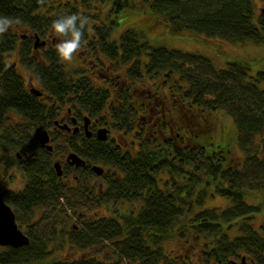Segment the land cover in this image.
Returning <instances> with one entry per match:
<instances>
[{
    "label": "trees",
    "instance_id": "1",
    "mask_svg": "<svg viewBox=\"0 0 264 264\" xmlns=\"http://www.w3.org/2000/svg\"><path fill=\"white\" fill-rule=\"evenodd\" d=\"M138 12L160 17L172 35L195 31L235 43H264V14L253 0H0V16L20 20L14 26L43 40L54 34L57 19L78 15L87 21L73 68L59 59L58 43L36 50L34 36L19 44L16 30L0 34V124L7 110L27 120L0 133L3 150L33 142L32 131L45 118V106L26 88L25 77L14 62H6L15 49L21 65L38 79L43 97L75 104L81 118L85 114L102 127L130 132L126 135L138 141L122 147L114 136L100 141L85 134L81 143L77 135L59 140L67 154L76 152L108 169L101 192L84 190L82 184L72 188L86 194L90 208L127 202L130 211L116 209L114 215L95 218L75 210L84 224L72 226L68 239L55 227L45 238L29 226L30 243L0 247V264H120L109 261L113 247L128 264H161L165 253L157 247L158 238L178 233L193 246L202 243L208 259L219 264L248 255L264 264V224L254 223L264 213V70L251 74V63L235 60L217 69L208 56L154 46L148 30L128 21ZM222 110L233 118L234 139L216 137L213 117ZM34 150L35 157L24 163L26 186L5 198L17 222H30L38 206L56 208L71 186L52 168L48 151ZM88 174L83 177L95 176L91 169ZM216 194L231 204L219 210L194 207ZM255 195L260 202L249 198ZM69 246L93 252L98 247L103 255L57 256Z\"/></svg>",
    "mask_w": 264,
    "mask_h": 264
},
{
    "label": "rangeland",
    "instance_id": "2",
    "mask_svg": "<svg viewBox=\"0 0 264 264\" xmlns=\"http://www.w3.org/2000/svg\"><path fill=\"white\" fill-rule=\"evenodd\" d=\"M255 9L258 13L264 14V0H253ZM146 13H140L138 14H129L128 21L131 24H136L138 26H142L146 30H148V39L149 42H151L154 46H164L168 49H179L182 51L192 52V53H199L205 56H208L211 60L214 66L217 69L224 68L227 66L228 62L231 61H244L251 63V74H255L257 71L264 70V43L257 44L252 41L247 42H239L235 43L228 39L217 37V36H207L206 34L195 32V31H184L180 35L170 34L168 30L167 23L162 20L160 17H154V16H146ZM148 15V14H147ZM124 19L122 20L121 24L123 23ZM117 29L122 30L121 28L123 25ZM13 30H16L17 33L20 35L27 34L29 37H33V34L27 30V28H20L16 26L10 27ZM54 34H48L44 36L43 38L46 39L49 43L53 44H59L61 38H56ZM20 38V37H19ZM34 38V37H33ZM19 44L21 43V39H19ZM80 57V56H78ZM7 62L12 63L14 62V66L16 67L17 71L21 73L26 79H27V87H37L41 88V85L39 81L31 75L30 71L20 63L19 59V52L17 50L10 53V55L7 57ZM71 68L74 66L76 67L77 62H71ZM90 63H87V66H89ZM112 66V65H110ZM124 72V71H123ZM117 73H119L117 71ZM122 79V76H121ZM167 91V90H166ZM167 98V97H166ZM168 101V100H167ZM11 117L7 119V116L3 123L0 124V133L5 130L4 128H10L14 125H16V120L21 121L20 116H18L15 112H12ZM221 117V119H219ZM215 121V134L218 139L226 137L228 139H234L236 136V130L234 127V122L232 116L227 114L225 110L218 111L216 113V116L213 117ZM34 137H35V131H32ZM111 133L113 136H116L118 139H120L123 142H132L136 146L138 144V141H133L135 139L134 135H126L129 134L122 130V132H117L113 129H111ZM120 134V135H119ZM224 136V137H223ZM56 145V151L55 153L57 156H60L64 161L67 155V152H65L62 149L63 144L55 143ZM235 147L238 148V145L236 143ZM16 150H9V151H2L5 153L8 157L11 155H15ZM65 152V153H64ZM238 155L242 152L237 149ZM14 176V185H12L13 188H19L21 183V179L24 180L25 175L22 174V172H16ZM168 177V174L167 176ZM103 178L100 176H93L90 179V183L95 185V190H97L100 186V183H102ZM74 186L71 185L68 191V197L60 198L58 205L56 208H47V209H41L36 208L35 212L33 214V217L31 218L30 222H22L19 221L18 224L25 232L31 226L34 233L41 235L45 238H51L53 236V229L54 227L57 228L60 232V235L65 236L67 239L70 236V230L72 225L76 226H83L84 221L83 219H80L74 211H80L85 210L87 215L89 217H101V216H111L114 215L115 211L118 210L120 213H128L130 211V205L125 203H120L116 205L115 203H102L99 206H93L90 208V201L86 199V194L83 195L81 192H78V190L72 189ZM78 195V196H77ZM256 197L249 198L253 201H258L256 198L260 199V196L255 195ZM263 198V197H262ZM69 199V200H68ZM249 199V200H250ZM231 204L230 199L225 198L224 196H221L219 194L216 195H208V198L204 201V203L195 204V208H215L217 207L220 209H224L228 205ZM198 205V206H197ZM219 210V209H218ZM254 223L257 227H259L261 224H264V213L257 216L254 219ZM180 233L176 234V236L171 234H164L162 238H158V244L157 247L161 246V249L164 251L165 255L161 260V264H178V262L182 263L183 261H187L188 263L192 264H219L216 262V260L212 259L211 257L208 259L207 254H205L202 250V243H197L196 246H193L194 244L186 242V237H182L179 235ZM151 237L147 234V242L149 245H154L153 241L150 240ZM109 243V242H108ZM55 243L53 242V246ZM112 247V245L109 243L107 244ZM156 247V248H157ZM98 249L101 248H95L93 251H90V249H80L76 246H69L68 249L63 250L62 252H58L57 256L60 257H69L71 259H80L89 257L92 254H100L102 252H98ZM100 251V250H99ZM54 254L51 252V257H49L48 260L53 259ZM103 255V253H102ZM93 256V255H92ZM121 257V256H120ZM235 258V257H234ZM238 261H240V256L236 258ZM248 259H252L251 256L248 255ZM253 260V259H252ZM109 261H118L120 264H128L126 260H121L118 255V250L113 247V255ZM131 264H142L141 261H134ZM230 264V263H229ZM255 264V263H253Z\"/></svg>",
    "mask_w": 264,
    "mask_h": 264
},
{
    "label": "flooded vegetation",
    "instance_id": "3",
    "mask_svg": "<svg viewBox=\"0 0 264 264\" xmlns=\"http://www.w3.org/2000/svg\"><path fill=\"white\" fill-rule=\"evenodd\" d=\"M26 36H28V35H26V34L21 35V37H20L21 40L26 38ZM47 44H48V41L46 40L45 45H47ZM45 45H43V46H45ZM35 49L37 50L38 48H35ZM15 50H13V51H15ZM6 62H7V58H6ZM34 77L36 78V76H34ZM25 81H26V83H25L26 88L31 93H33L31 91V87L30 88L27 87V79L26 78H25ZM43 96H44V93L42 95L36 97V98L38 101L41 102V104H43L45 106L44 115H42V117H45V118L43 119V124L37 125L36 128L34 129V131L36 133V131L38 129L46 130L49 134L48 144L53 146V150H49L48 148L41 146V144L36 139V137H34L35 140L33 142H31L29 144H25L24 146L20 147L19 149H15L16 151H15L14 156L11 155L10 157H8L5 153L2 152V151H8V150H3L5 147L3 145L0 146V189L5 190L4 199L8 196L9 192H16V191L22 190L26 186L27 176H26V170H25L24 163H25V160L35 157L36 151L34 149L38 148V147L42 148V149H44L50 153V157H51L50 162H51L52 168L55 171H56L55 162H57V160H59L61 162L63 175L59 176V177L61 178V180H63L65 178L64 181L66 180L65 181L66 184L69 183V185L73 186V183H74V186H76L77 188L80 187L79 186L80 184H82L83 185L82 187L84 190L85 189L88 191H90L91 189L95 190V185L90 183V179L93 176L91 178H90V176H88L90 169L92 171H94L93 167H92L93 164H90L87 162L86 166L76 167L75 165L71 164L69 162V160H67V155H66V158L64 161L60 156H57V154L55 153V150H56L55 143L59 142V140L61 141L63 138L71 140V138L74 135H77V136H79V142L81 143L80 134L81 135L85 134L84 123H85L86 115L84 114L83 118H81L79 113H78L79 110L75 104H68V103L60 104L58 102V99L55 97H43ZM12 112H15L18 116H20V119H21V121L16 120V125L27 123V120L25 119V115L16 111V110H7L4 113V117L6 118V116H7V119H8L9 117H11L10 114ZM74 119H76V121H74ZM102 126L96 120L94 121V120L90 119L89 129L93 132V134H92L93 137L94 136L96 137L97 130ZM4 129L6 130L8 128H4ZM109 132H110V137H112L113 134L111 133L110 128H109ZM32 135H33V133H32ZM114 139H115L114 141L117 143H118L117 140H120L116 136H114ZM120 144L122 147H127V145H128V143H125V142H122ZM107 170H108L107 167H105V171H107ZM17 171L20 173L22 172V174H24L26 178H24V180L21 179L22 184L20 185L19 188L16 189V188H13L12 185H14V183H15L13 179H14V176H16L15 174ZM56 173H57V171H56ZM84 173H87L88 175L83 177ZM100 177L103 178V181H102V183H100V186H99V189L101 192L102 189L104 187H106L107 181L104 178V174ZM37 208L39 209L40 206H38ZM12 209H13V207H12ZM73 227L76 228L77 226L74 225ZM247 262L249 264L254 263V261L252 259H250V261H249L248 258H247Z\"/></svg>",
    "mask_w": 264,
    "mask_h": 264
},
{
    "label": "water",
    "instance_id": "4",
    "mask_svg": "<svg viewBox=\"0 0 264 264\" xmlns=\"http://www.w3.org/2000/svg\"><path fill=\"white\" fill-rule=\"evenodd\" d=\"M35 38V48L46 44V40H41L38 33H35ZM31 91L37 96L43 94L42 90L36 87H32ZM74 121H76V119H74ZM89 121L90 118L86 116L84 123L85 133L88 137H91L93 132L89 129ZM96 136L100 141H106L109 136V129L107 127L99 128L97 130ZM36 138L41 144V146L46 147L49 150H53V146L48 144L49 134L46 130L38 129L36 131ZM67 160H69V162L71 164H74L76 167L86 165V160L76 152H70L67 157ZM55 168L57 170L58 175L62 176L63 170L60 161L55 162ZM93 170L99 176L104 173V167L101 165H93ZM4 196L5 190L0 189V247L11 246L14 248H19L28 245L30 243V237L19 227L16 220V214L12 207L5 201ZM232 263L248 264L245 256L242 257V260L240 262L233 261Z\"/></svg>",
    "mask_w": 264,
    "mask_h": 264
},
{
    "label": "clouds",
    "instance_id": "5",
    "mask_svg": "<svg viewBox=\"0 0 264 264\" xmlns=\"http://www.w3.org/2000/svg\"><path fill=\"white\" fill-rule=\"evenodd\" d=\"M86 19L78 15H67L62 19H57L52 24L55 36L60 37V43L56 47L59 59L66 63H71L78 55L82 47L83 30ZM21 23L18 19L0 16V34L7 33L14 24Z\"/></svg>",
    "mask_w": 264,
    "mask_h": 264
}]
</instances>
